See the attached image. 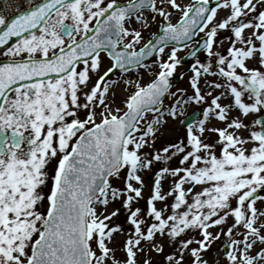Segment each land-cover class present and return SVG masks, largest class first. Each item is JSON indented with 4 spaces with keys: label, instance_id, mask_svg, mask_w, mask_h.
<instances>
[{
    "label": "snow or ice",
    "instance_id": "1",
    "mask_svg": "<svg viewBox=\"0 0 264 264\" xmlns=\"http://www.w3.org/2000/svg\"><path fill=\"white\" fill-rule=\"evenodd\" d=\"M27 5L0 10V264H216L222 238V264H264V0Z\"/></svg>",
    "mask_w": 264,
    "mask_h": 264
},
{
    "label": "rangeland",
    "instance_id": "2",
    "mask_svg": "<svg viewBox=\"0 0 264 264\" xmlns=\"http://www.w3.org/2000/svg\"><path fill=\"white\" fill-rule=\"evenodd\" d=\"M183 3L187 4V3H192L193 0H182ZM9 5L10 7L5 10V5ZM28 6L27 5V0H0V10L5 11L6 16H10L12 15L14 12H16V9L19 8V10L23 9L24 7ZM223 12H220V15L223 16ZM159 19V17L157 18ZM178 19V16H173L172 22L175 23L176 20ZM158 31V25L153 23L152 26L147 29L143 35H144V40L147 41L148 39L152 38L151 37V33L153 32H157ZM203 35V34H201ZM226 35V33H221V36ZM143 43V42H142ZM141 45H137V48H139ZM187 49H181L178 52V55L183 58L186 54H187ZM104 56V66L107 67L110 65L111 61L110 58L107 57L106 54H102ZM167 58V49H166V53H165V59ZM197 58L203 60L204 62H207L205 54L202 52ZM0 59H6L7 57H5L3 54L0 55ZM156 57H154L151 61L148 62V64H151L153 60H155ZM195 61H193L192 63H194ZM191 63V64H192ZM190 64V65H191ZM158 67L153 66V68L149 71L147 69H141L139 72L137 71H133L130 74H124L125 79H137L138 77H142L141 79V83H147L150 79L153 78V73L158 71ZM180 73H184L183 78H181L180 82L178 84H176L175 86H173L172 91H175L176 88H183V89H188L189 93L191 91L189 84H188V77L191 75V69L190 66L186 67V66H181L178 65L177 67V71L174 74V76L180 74ZM120 73H117L115 75L112 76L113 79H115L116 77L120 76ZM125 85L123 84V82H121L120 86L118 88L115 89L116 93H117V105H121V100L127 95L129 94L131 91L134 90V87L132 88H128L127 91H125ZM168 100H171V97L168 98ZM168 100L165 101V103H168ZM200 106L194 104V103H189L187 105L184 106V112L186 114H189L193 109H198L199 110ZM181 119H183V117H181ZM171 130H172V134L171 135ZM185 129L183 128V126L179 123V121L174 122L173 124H171L169 127L167 128H163L160 130V132L157 134V140H156V148H160L162 145L166 144V143H174L176 142V140L180 137H182L184 135ZM173 136L171 137L170 140H168V136ZM178 164V161L173 159L171 161V165L172 166H176ZM150 180L148 177H146V183H149ZM169 183V181H165V185L167 186V184ZM145 192V196L148 195V188L146 187L144 189ZM260 195H264V192H262ZM145 203L144 200L140 201V206H143ZM159 206V205H158ZM117 222H121L123 223V217H119ZM127 225L125 224V228L127 229ZM215 231V229H214ZM192 235H197L196 233H192ZM120 236H117V239H120ZM223 243V238L221 240V242H218L216 244H214L211 248V250L209 252H206L205 255H209L208 260L209 261H215L216 264H222L223 261V254L222 252H219L218 249L221 248V245ZM118 256H121V252L117 253ZM143 255H141V259L143 258ZM162 256L160 254L157 253H152V259L154 261H161ZM159 261V264H162Z\"/></svg>",
    "mask_w": 264,
    "mask_h": 264
},
{
    "label": "water",
    "instance_id": "3",
    "mask_svg": "<svg viewBox=\"0 0 264 264\" xmlns=\"http://www.w3.org/2000/svg\"><path fill=\"white\" fill-rule=\"evenodd\" d=\"M18 14V13H17ZM16 15V14H15ZM15 42V38H12V40H10L9 41V43H8V46H11V44L12 43H14ZM6 49V47L5 46H0V52L1 51H4ZM154 57V56H153ZM153 57H151V58H153ZM151 58H147L146 59V61H148V60H150ZM194 58H192L191 56H186L182 61H181V63L183 64V65H186V64H188L190 61H192ZM145 61V62H146ZM5 62H7V61H0V63H5ZM115 73V72H114ZM113 73V74H114ZM172 80H174V81H177L178 80V78H172ZM194 118H196V113H194V114H192L191 116H190V119H194Z\"/></svg>",
    "mask_w": 264,
    "mask_h": 264
},
{
    "label": "bare ground",
    "instance_id": "4",
    "mask_svg": "<svg viewBox=\"0 0 264 264\" xmlns=\"http://www.w3.org/2000/svg\"><path fill=\"white\" fill-rule=\"evenodd\" d=\"M170 134L173 135V134H172V130H171V133H170ZM171 135L168 136V140H170L171 137H173V136H171ZM168 251H170V249L166 248V249H165V254H167ZM122 256H123V253L121 252V257H122ZM161 256H162V255H161ZM208 257H209V255H208V256L205 255V258H206V259H208ZM161 258H162L161 261H160V260H159V261H160L162 264H164L163 256H162ZM159 261H157V262H159Z\"/></svg>",
    "mask_w": 264,
    "mask_h": 264
}]
</instances>
